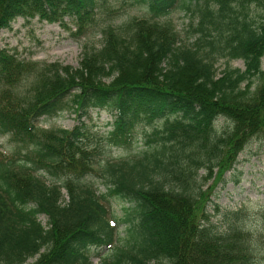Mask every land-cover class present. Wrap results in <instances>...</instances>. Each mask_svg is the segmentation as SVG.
I'll return each mask as SVG.
<instances>
[{"label":"trees","instance_id":"16d2710c","mask_svg":"<svg viewBox=\"0 0 264 264\" xmlns=\"http://www.w3.org/2000/svg\"><path fill=\"white\" fill-rule=\"evenodd\" d=\"M133 4L143 14L103 25L74 67L0 47V134L14 145L0 150V264H90L93 249L111 247L116 225L84 182L99 168L107 194L131 205L124 245L99 264H258L233 212L221 231L208 220L196 176L229 170L250 142L264 151V0H0V29L36 17L80 38L98 14ZM177 9L194 18L189 43L168 20ZM101 108L111 112L104 133L81 119ZM65 110L77 121L70 129L37 125ZM139 125H153V145L131 164L111 163Z\"/></svg>","mask_w":264,"mask_h":264},{"label":"rangeland","instance_id":"374dc122","mask_svg":"<svg viewBox=\"0 0 264 264\" xmlns=\"http://www.w3.org/2000/svg\"><path fill=\"white\" fill-rule=\"evenodd\" d=\"M116 5L115 7H117ZM141 8L137 4L125 5L120 8L117 15L107 19L103 14H98L95 25L84 36L73 38L69 30L57 23H46L39 21L36 17L25 22L17 17L8 28L0 29V47L16 52V55L24 60L34 61L40 64L58 63L61 65L76 66L80 47L84 42L98 44L99 30L107 23L116 25L132 16H141ZM168 20L174 25L179 33L180 41L189 43L192 36L188 33V24L194 22L188 13L182 10H174L169 14ZM67 27L72 30L67 19H64ZM264 62V57L262 63ZM222 61L215 64L216 72L222 67ZM231 67L243 68L240 60L229 62ZM83 122L92 130L104 133L109 129L108 122L111 121V112L107 108L89 109L86 116H82ZM75 114L65 110L54 117L40 119L37 125L41 128L70 129L76 124ZM221 119L218 120L220 124ZM154 126H157L156 124ZM153 125H139L134 130V142L129 149L112 148L109 152V161L118 163L119 160L128 161L131 164L135 159L142 156V151L153 144H147V135ZM144 132V134H143ZM13 143L8 141L6 135L0 134V150L9 153L13 149ZM197 182L200 190L204 191L206 198L201 201L202 207L217 231L225 228L224 212H233L235 218L239 219L242 228L248 234L249 250L252 249L253 258L258 264H264V151L260 150L254 142L248 143L240 151L229 170L218 174L212 169L210 176H206L204 170L197 171ZM42 179L51 184L56 179L44 174ZM108 173L99 168L84 178L93 195L103 196L101 203L107 208V216L115 223L116 239L111 247L93 249L90 256V264H99L100 260L111 255L114 248L124 245L126 234L124 218L127 209L131 207L125 201L108 195L110 187ZM62 198L66 200V194L61 189ZM37 220L46 226V217L43 214L37 216ZM31 259L28 260L30 262Z\"/></svg>","mask_w":264,"mask_h":264}]
</instances>
